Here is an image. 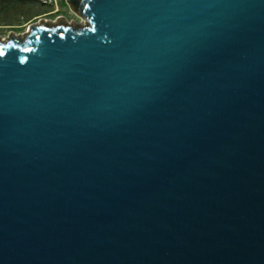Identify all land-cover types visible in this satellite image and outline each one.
<instances>
[{"label":"water","instance_id":"water-1","mask_svg":"<svg viewBox=\"0 0 264 264\" xmlns=\"http://www.w3.org/2000/svg\"><path fill=\"white\" fill-rule=\"evenodd\" d=\"M67 1L0 39V264H264V0Z\"/></svg>","mask_w":264,"mask_h":264},{"label":"crops","instance_id":"crops-1","mask_svg":"<svg viewBox=\"0 0 264 264\" xmlns=\"http://www.w3.org/2000/svg\"><path fill=\"white\" fill-rule=\"evenodd\" d=\"M59 6V5H58ZM52 6L43 5L38 0H0V13L6 12L0 20V28H10L17 30L18 28L27 27L33 23L41 20L42 15L51 11ZM56 17V14L47 16L48 21L62 18Z\"/></svg>","mask_w":264,"mask_h":264},{"label":"rangeland","instance_id":"rangeland-1","mask_svg":"<svg viewBox=\"0 0 264 264\" xmlns=\"http://www.w3.org/2000/svg\"><path fill=\"white\" fill-rule=\"evenodd\" d=\"M59 11L62 13V18L54 19V22H59L60 19H63L73 25H83L85 20L79 17L71 8L67 0H58ZM6 12L0 13V20H2V16L5 15ZM28 28H18L10 29V28H0V39H7L11 34H16L18 36H23L27 32Z\"/></svg>","mask_w":264,"mask_h":264},{"label":"built area","instance_id":"built-area-1","mask_svg":"<svg viewBox=\"0 0 264 264\" xmlns=\"http://www.w3.org/2000/svg\"><path fill=\"white\" fill-rule=\"evenodd\" d=\"M38 2L43 4V5L52 6L51 11L42 15V17H41L42 19L50 20V18L47 17L50 14H56V17L61 16V14H58V12H59L58 0H38Z\"/></svg>","mask_w":264,"mask_h":264},{"label":"snow or ice","instance_id":"snow-or-ice-1","mask_svg":"<svg viewBox=\"0 0 264 264\" xmlns=\"http://www.w3.org/2000/svg\"><path fill=\"white\" fill-rule=\"evenodd\" d=\"M3 47H7V45H4ZM4 55L3 51L0 50V56Z\"/></svg>","mask_w":264,"mask_h":264}]
</instances>
